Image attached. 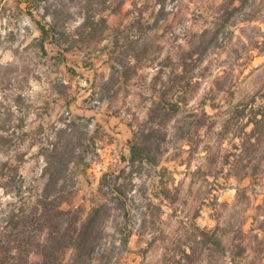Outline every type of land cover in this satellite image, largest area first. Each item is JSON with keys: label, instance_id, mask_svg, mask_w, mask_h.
Masks as SVG:
<instances>
[{"label": "rangeland", "instance_id": "1", "mask_svg": "<svg viewBox=\"0 0 264 264\" xmlns=\"http://www.w3.org/2000/svg\"><path fill=\"white\" fill-rule=\"evenodd\" d=\"M50 1L45 22L76 40L56 59L40 14L0 0V229L33 210L53 145L80 139L62 209L107 208L89 264H264V137L243 148L264 109V0ZM130 140L156 164L127 166ZM111 173L123 203L98 189Z\"/></svg>", "mask_w": 264, "mask_h": 264}, {"label": "trees", "instance_id": "2", "mask_svg": "<svg viewBox=\"0 0 264 264\" xmlns=\"http://www.w3.org/2000/svg\"><path fill=\"white\" fill-rule=\"evenodd\" d=\"M21 1L27 3L26 12L28 15L34 17V12H37L42 18L37 20L36 24L40 30L39 47L43 52H46V44L53 46L56 50V55L53 58L56 59L57 56H64L75 47L76 40L68 39L65 29L60 30L55 20L49 23L45 22V15L50 14L51 8L54 6L50 0ZM42 4L44 5L42 6ZM41 9L44 10L42 14ZM83 26H89L92 30L95 26L94 17L87 18ZM81 32L83 31H79L80 36ZM122 68V60L115 58L111 66L113 74L115 73L118 77ZM117 77L111 76L107 83L114 82L115 84L118 82ZM254 99L255 97L250 103H243V115L249 105L255 101ZM254 106L253 103L249 108V116L243 124L244 128L252 125L250 132L245 133L248 138H243V148L246 147V144H249V147L255 146L264 137V109ZM173 110L176 111V109ZM204 115L208 116L206 112ZM77 141L67 140L60 145L55 143L47 153L42 172L47 180L33 210L28 214L17 215L16 220L12 219L15 221L9 227L8 232L4 228L0 229V264H67L65 263V254L70 249L74 253L71 264H89L103 238V224L107 217V208L102 204L91 209L85 220L82 219L79 209H62V205L69 202L70 193L69 195L64 193V178L70 169L71 156L80 145V139ZM128 144L130 155L124 159L127 166L133 168L136 164L144 161L156 164L152 148L141 147L134 140L128 141ZM118 179V175L114 173L104 174L100 179L98 189L104 195H114L123 203L127 198ZM253 220L258 222L256 217ZM255 229L264 232V221L259 225L257 223ZM245 240L246 236L243 233V244ZM12 249H15L18 254L13 258L14 262L1 256L5 253L10 254ZM243 249L245 250L244 246ZM31 253L37 256L33 262L30 261Z\"/></svg>", "mask_w": 264, "mask_h": 264}]
</instances>
